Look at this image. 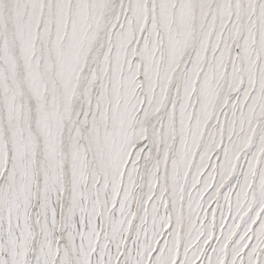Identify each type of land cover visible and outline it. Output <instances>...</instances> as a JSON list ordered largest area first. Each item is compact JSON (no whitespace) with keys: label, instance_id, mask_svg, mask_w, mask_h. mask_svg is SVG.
Wrapping results in <instances>:
<instances>
[{"label":"snow or ice","instance_id":"snow-or-ice-1","mask_svg":"<svg viewBox=\"0 0 264 264\" xmlns=\"http://www.w3.org/2000/svg\"><path fill=\"white\" fill-rule=\"evenodd\" d=\"M0 264H264V0H0Z\"/></svg>","mask_w":264,"mask_h":264}]
</instances>
